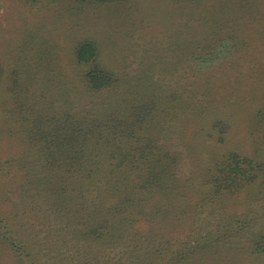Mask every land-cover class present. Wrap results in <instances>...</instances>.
<instances>
[{
	"label": "rangeland",
	"instance_id": "1",
	"mask_svg": "<svg viewBox=\"0 0 264 264\" xmlns=\"http://www.w3.org/2000/svg\"><path fill=\"white\" fill-rule=\"evenodd\" d=\"M86 42L96 45L99 63L119 77L152 80L156 93L166 91L187 100L190 110H200L194 128L203 129L201 137L184 144L172 139L182 155L181 180L193 179L195 188L205 163L228 152L264 164V0H0L2 79L15 68L22 79L36 78L40 96H48V80L55 77L69 79L61 86L74 90L76 76L85 72L77 71L74 53ZM8 98L11 91L1 82L0 229L22 244L27 264H135V256L141 257L137 264H154L170 250V241L173 248L183 247L190 234L216 230L223 221L232 227L218 235L222 244L181 264H264V254L253 247V233L264 224V172L242 190L205 203L191 227L188 214L167 226L171 232L164 238L123 239L105 247L83 232L85 224H105L109 202L86 180L65 181L57 194L66 196L65 204L48 192L52 187L41 158L26 156L21 138L9 135H20V128L2 124ZM219 121L229 130L218 143L206 129ZM252 219L255 229L239 233ZM137 227L141 234L148 229L144 219ZM16 256L0 241V264H19Z\"/></svg>",
	"mask_w": 264,
	"mask_h": 264
},
{
	"label": "trees",
	"instance_id": "2",
	"mask_svg": "<svg viewBox=\"0 0 264 264\" xmlns=\"http://www.w3.org/2000/svg\"><path fill=\"white\" fill-rule=\"evenodd\" d=\"M97 55L95 44H80L74 53L75 66L79 68L77 71L82 68L85 72L76 76V89L61 86L69 79L50 78L48 96H40L34 90L36 78L30 75L22 79L15 68L2 79L0 62V84L4 82L12 96L8 98V115L2 124L6 128H20V135H9L21 138L29 149L26 156L41 158L47 171V184L52 187L48 192L65 204L66 196H57L65 181L71 178L72 184L78 185L86 180L109 202L105 224L101 225L100 220L90 227L85 224L84 237L109 248L118 246L123 239L133 243L137 239L152 240L155 236L164 238L165 233L171 232L166 230L167 226L173 228V222L178 223L189 214L190 227L193 226L205 203L224 193L242 190L264 172V164L228 152L220 161L205 163V174L200 176L195 188L193 179L181 180L182 155L172 139L175 137L184 144L189 137L192 140L201 137L199 133L203 129L194 128L200 110H190L187 100L175 95L169 97L166 91L156 93L157 83L152 80L119 77L101 65ZM53 86L58 87V94L50 93ZM209 115L217 117L214 113ZM228 130L221 121L206 129L209 137L218 143L225 140ZM190 190H195L194 197L190 196ZM141 219L148 225L142 234L137 227ZM230 227L231 224L223 221L216 230L203 228L190 234L183 247L173 248L170 241V250L166 249L154 264H181L198 253L205 256L222 244H217L218 235ZM255 227L256 219H252L238 232L244 234ZM253 235L254 249L264 254V224ZM0 241L11 247L19 264L30 262L25 260L28 254L23 255L22 244H16L1 229ZM202 241L210 244L204 245ZM135 259L137 264L141 257Z\"/></svg>",
	"mask_w": 264,
	"mask_h": 264
}]
</instances>
